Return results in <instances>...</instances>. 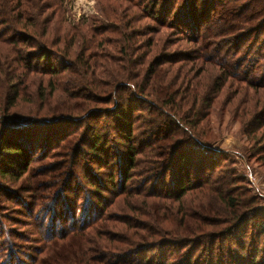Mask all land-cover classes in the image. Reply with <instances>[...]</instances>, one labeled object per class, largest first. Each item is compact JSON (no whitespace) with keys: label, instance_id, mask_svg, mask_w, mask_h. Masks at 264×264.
<instances>
[{"label":"trees","instance_id":"obj_1","mask_svg":"<svg viewBox=\"0 0 264 264\" xmlns=\"http://www.w3.org/2000/svg\"><path fill=\"white\" fill-rule=\"evenodd\" d=\"M95 1L99 71L65 49L55 63L70 30L51 29L50 2L0 0V264H264L262 201L217 173L198 110L231 78L248 82L243 57L223 60L222 39L245 34L264 62V0ZM163 31L194 48L149 58L168 43ZM207 62L222 73L189 90H170L159 70L179 64L192 80ZM27 98L40 110L23 114ZM67 194L81 211H67Z\"/></svg>","mask_w":264,"mask_h":264},{"label":"rangeland","instance_id":"obj_2","mask_svg":"<svg viewBox=\"0 0 264 264\" xmlns=\"http://www.w3.org/2000/svg\"><path fill=\"white\" fill-rule=\"evenodd\" d=\"M41 1H44L43 3L50 2L54 6L53 9L51 8L46 12V16L50 20L51 29L58 30L61 34L70 30L61 39V44L58 47H53L54 53L58 54L54 58L52 57L56 61L55 63L61 62L60 55H65L66 51H69L71 59L79 62V59L83 56L90 66L96 67L99 71L98 64H93L96 61V57L99 56L91 52L93 43L90 40L92 35L95 36L97 27L100 28L106 22L105 16L101 11L102 7H99L98 2L95 0ZM63 3L64 9H58L57 5H62ZM88 27L92 30L91 33H87ZM163 32L168 39V43L157 49L153 48L154 51L149 54V58L158 60L160 57H165L171 60L172 58L168 57L167 54L194 48V44L191 42L192 39L179 40V37L177 35L174 36L172 31ZM48 36L52 38L55 36L54 32L52 31ZM79 36L82 37L79 39ZM215 36L217 39L220 36L219 32ZM41 39L44 42L46 40V38L42 37ZM133 42L131 41L132 44ZM48 44L53 46L50 41ZM220 44L223 45L221 48L223 50V60L227 59L225 55L227 50L229 52L235 51L238 57H243L246 60L244 71H239L237 74L242 80L248 78V82L241 80L233 81V78H231L223 92L215 97L212 106L200 103L198 110L204 111L205 116L203 120L205 122L203 126H207L205 132L208 134L207 137L209 139L215 140L216 143L211 144L220 151L221 156L219 158L223 160L222 167H220L217 173L221 174L225 172L227 175L243 178L247 183L248 189H251L253 194L262 201L263 205L260 206L259 210L260 215H264L262 213V210H264V83L262 82L258 85L250 83L258 82L261 78L264 79V62L257 55L262 53L257 52L255 47L249 45L245 34H241L232 40L222 39ZM71 45V49L67 50ZM239 49H241L240 52H238ZM233 56L234 53H231L230 57ZM196 66L195 71L192 69V80L184 79L188 68L186 69L179 64L170 65L163 63L159 70L167 74L165 84L168 85L170 90L180 87L189 90L201 78L220 75L224 69L217 65H209L208 62L204 69H201V63H197ZM252 67L256 69L254 76L248 74V71H251ZM197 68L206 71L197 77L201 72V70L197 71ZM37 78L40 79L39 76ZM249 78H251V81H249ZM48 79L49 77L46 80ZM31 110L36 111L40 109L39 106L30 104L27 98L26 102L23 103V110L21 112L25 115H30ZM262 123L263 125L261 126L260 124ZM195 152L196 154L192 156V161L196 167H200L203 163L204 155L203 153H198L197 150ZM78 193L81 196L84 195V191H81V189L80 191L76 190L75 194L77 195ZM62 198H67L65 202L67 211L76 210L77 208L80 211L82 210V202L75 203L74 199H72L73 194L63 195ZM88 207L89 205H86V209ZM32 209L33 207H30L31 211ZM259 220H262V217ZM248 231H250L249 226ZM38 241L39 243L35 244L36 246L41 243L40 237Z\"/></svg>","mask_w":264,"mask_h":264}]
</instances>
